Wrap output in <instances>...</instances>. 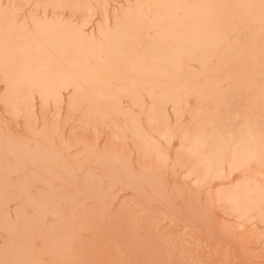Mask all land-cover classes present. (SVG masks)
I'll return each mask as SVG.
<instances>
[{
	"label": "rangeland",
	"instance_id": "rangeland-1",
	"mask_svg": "<svg viewBox=\"0 0 264 264\" xmlns=\"http://www.w3.org/2000/svg\"><path fill=\"white\" fill-rule=\"evenodd\" d=\"M0 264H264V0H0Z\"/></svg>",
	"mask_w": 264,
	"mask_h": 264
}]
</instances>
